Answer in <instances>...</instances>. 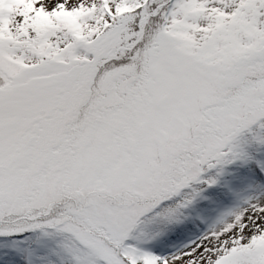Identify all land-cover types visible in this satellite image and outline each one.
I'll use <instances>...</instances> for the list:
<instances>
[{"label":"snow or ice","instance_id":"snow-or-ice-1","mask_svg":"<svg viewBox=\"0 0 264 264\" xmlns=\"http://www.w3.org/2000/svg\"><path fill=\"white\" fill-rule=\"evenodd\" d=\"M0 264H264V0H0Z\"/></svg>","mask_w":264,"mask_h":264}]
</instances>
